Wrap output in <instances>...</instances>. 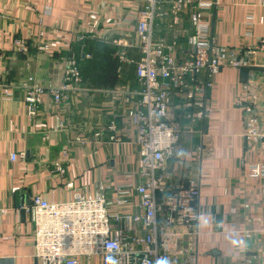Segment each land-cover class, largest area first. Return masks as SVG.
<instances>
[{"label":"crops","instance_id":"obj_1","mask_svg":"<svg viewBox=\"0 0 264 264\" xmlns=\"http://www.w3.org/2000/svg\"><path fill=\"white\" fill-rule=\"evenodd\" d=\"M210 1L215 4L204 12L203 22L212 43L248 56L247 48L263 36L264 0ZM196 4L193 0L192 8ZM143 7L144 0H0V264H37L30 221L20 211L31 196L67 202L71 192L65 185L72 182L91 194L99 184L112 185L106 192L111 200L115 188L139 184L135 132L124 114L141 90L135 77L140 58L135 26ZM190 11L179 13L175 23L170 2H155L151 40L171 47L167 53L177 62L187 58L194 34ZM41 30L48 54L34 48L24 56L13 52L16 39L33 47ZM81 35L86 38L78 41ZM122 53L125 61L118 59ZM70 56L87 90L84 95L70 96L58 106L44 95L34 119L20 91L4 99L1 87H15L25 77L58 86ZM248 62L247 68H222L211 78L203 120L196 119L195 104L181 94L171 96L180 137L167 161L165 193L191 183L198 187L199 238L192 264H264V178L250 176V167L261 158L243 139L242 110L250 105L264 134V53ZM206 80L204 73L198 76L200 84ZM111 122L118 128V145L108 141ZM98 132L100 144L94 139ZM76 135L83 136L82 144L73 143ZM58 166L63 175L56 172ZM137 204L133 197L123 212L141 214ZM182 246H175L180 253Z\"/></svg>","mask_w":264,"mask_h":264},{"label":"built area","instance_id":"obj_2","mask_svg":"<svg viewBox=\"0 0 264 264\" xmlns=\"http://www.w3.org/2000/svg\"><path fill=\"white\" fill-rule=\"evenodd\" d=\"M170 16L176 23L179 13L191 8L189 22L194 34L189 39V53L182 62L170 56L163 43L151 40V25L155 16L156 0H144L135 26L140 58L136 63L135 77L141 86L135 106L125 111L126 125L135 132L134 145L139 151V184L132 188L117 187L113 199L106 197L112 185L99 184L93 194L85 188L67 182L71 192L67 202L53 203L42 195L31 196L22 211L29 219L33 258L37 264H192L199 230V190L196 184L178 186L165 193L167 161L173 157L180 132L173 120L171 96L185 97L186 103L197 106L196 119L203 120L208 112L205 89L211 86V78L222 68H247L248 59L256 53H264V32L260 43L247 48L246 57L234 52H224L209 38L208 27L203 22L204 12L215 2L210 0H168ZM41 30L35 47L23 39L13 42L16 55H27L30 48L42 54L49 53V45L43 42ZM78 36V41L85 39ZM114 44L119 42L114 41ZM249 57V58H248ZM125 61L123 53L118 58ZM207 80L199 83L198 76ZM60 84L52 86L46 80L38 82L25 77L17 83L1 87L4 99H14L16 90L23 94L27 114L34 119L42 97L49 96L54 105L67 102L70 96H82L87 90L82 86L78 65L68 57L60 72ZM250 101V100H249ZM250 104L251 101H250ZM243 139L249 148H255L261 160L250 167V176L264 178V134L259 132L258 118L250 105H244ZM117 125L111 122L106 131L111 134L109 143L120 144ZM101 132L94 135L100 144ZM74 144H82L83 136L76 135ZM15 155L9 156L10 161ZM23 159V155L20 156ZM56 172L65 171L57 167ZM138 198L139 215L123 212ZM161 198V200H160ZM163 216V220L161 219ZM140 230L144 234H140ZM181 253L176 250L182 244Z\"/></svg>","mask_w":264,"mask_h":264},{"label":"clouds","instance_id":"obj_3","mask_svg":"<svg viewBox=\"0 0 264 264\" xmlns=\"http://www.w3.org/2000/svg\"><path fill=\"white\" fill-rule=\"evenodd\" d=\"M161 264H163V262H161Z\"/></svg>","mask_w":264,"mask_h":264}]
</instances>
